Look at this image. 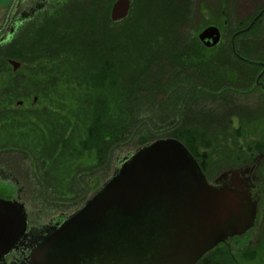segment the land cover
Returning <instances> with one entry per match:
<instances>
[{"label": "trees", "instance_id": "16d2710c", "mask_svg": "<svg viewBox=\"0 0 264 264\" xmlns=\"http://www.w3.org/2000/svg\"><path fill=\"white\" fill-rule=\"evenodd\" d=\"M241 1L132 0L113 22L115 0H69L40 18L0 57V156L23 162L58 209L83 206L116 156L158 139L182 142L209 180L253 166L264 153V13L236 34L264 3L240 20ZM199 2L210 12L203 26ZM209 26L223 33L214 48L198 38ZM6 58L21 71L2 68ZM35 98L32 110L6 109ZM255 172L264 183V162ZM235 258L264 264L255 253ZM214 259L235 264L224 246L199 264Z\"/></svg>", "mask_w": 264, "mask_h": 264}, {"label": "water", "instance_id": "95a60500", "mask_svg": "<svg viewBox=\"0 0 264 264\" xmlns=\"http://www.w3.org/2000/svg\"><path fill=\"white\" fill-rule=\"evenodd\" d=\"M131 5L132 0H115L111 20L127 18ZM263 13L236 35L248 31ZM198 38L214 48L223 33L209 26ZM10 63L14 72L21 68L17 61ZM256 162L226 171L212 184L182 142L152 141L119 157L111 178L62 224L37 238L26 260L28 264H199L220 245L256 226L258 201L251 186L257 180ZM27 229L25 205L0 198V259L11 253Z\"/></svg>", "mask_w": 264, "mask_h": 264}, {"label": "flooded vegetation", "instance_id": "af4514ba", "mask_svg": "<svg viewBox=\"0 0 264 264\" xmlns=\"http://www.w3.org/2000/svg\"><path fill=\"white\" fill-rule=\"evenodd\" d=\"M68 1L69 0H10L6 5L0 6V57L2 58L7 55L8 47L12 41L19 36L23 37L24 31L34 22L40 18L53 16L56 14L58 8ZM4 60L3 62L5 64H3L4 67L2 68H8L7 65H9L13 73L21 71L22 64L21 68L14 72L13 66L10 63L14 60L7 58ZM20 102L22 104L15 102L12 106L7 107L6 109L27 108V110H32L37 106L38 99L35 98L32 102ZM26 103L30 106H27ZM261 155H263V157L257 159V167L264 162V153ZM0 158V198L4 200H18L25 205V196L29 197L30 195L32 197L34 189L29 186V180L23 177L18 171L19 163L17 167L16 162L9 161L6 154H2ZM114 166H116L115 163L113 164V168L115 169ZM109 179L103 183L101 181V184L106 183ZM215 180H217V177L212 180L208 179L212 184H215ZM223 183H225L224 180L219 181L217 186H220ZM251 186L252 193L258 201L256 226L243 237L230 240L227 243L220 245L224 246L229 251L235 264H241L235 258V255L238 253H242L243 255L246 254V256L255 253L257 256L261 257L262 255V257H264V241L256 240L264 217V183L262 178L257 175V180L252 182ZM43 201L48 204L47 201ZM49 205L53 208H57L50 203ZM25 207L28 214L27 235L19 242L10 254L4 259H0V264H28L26 259L30 254V250L34 247L37 238L45 235V232L52 227L62 224L68 214V211L59 208L61 213L49 217L41 210L29 211L26 205ZM40 213H43V215L40 216ZM46 217H49V220L46 219Z\"/></svg>", "mask_w": 264, "mask_h": 264}, {"label": "rangeland", "instance_id": "374dc122", "mask_svg": "<svg viewBox=\"0 0 264 264\" xmlns=\"http://www.w3.org/2000/svg\"><path fill=\"white\" fill-rule=\"evenodd\" d=\"M9 1L10 0H0V6L6 5ZM213 3L214 2L212 0V4ZM263 3H264V0H246V1H241L234 8V16H236V18H238L240 20L241 19H245L247 16H250V15L254 14L258 10V8H260L263 5ZM198 7H201V8L199 10V15L197 16V22H198V24H200V26H203L204 25V19L206 20V18L210 17V12H208V11L204 10V8H202L201 2H199ZM212 11H214L213 14H215V15L217 14L218 9H216V6H215V9H213ZM203 30L204 29L199 31L198 36ZM18 102L20 103V101H18ZM26 104H27V106L29 105L28 103H26ZM25 109H27V108H23L21 110H25ZM126 153L127 152H123V153L119 154V156L115 157V162H114L115 165H116L117 159L119 157H121L122 155L126 154ZM258 157H259V155L255 159H257ZM0 160H1V158H0ZM8 160H9V158H8ZM18 163H19V167H21V168L23 167L22 169L21 168L18 169V171L20 172L21 175H23V177H25V178H27V180H29V182H30L29 186L34 189V193H33L32 197L30 195H29V197L25 196V205L27 206L29 211L41 210V211L44 212V214H47V216H49V217L54 216V215H56L58 213H61V211L59 209L51 207L49 204L45 203L42 198H39V189H37L36 185H34L32 183L31 178L29 177V174H28L29 172L26 170L27 166L25 167L23 162L17 161L16 162V164H17L16 166L17 167H18ZM112 168H113V166H112ZM113 170H114V168H113ZM111 176H112V174H109L108 176L101 175L102 178L99 180V182L95 181V182L91 183V186H90V189H89L90 193L86 197V199H88L100 186L103 185V184H101V181L103 183L107 179H109ZM81 207H82L81 205H79L77 207L76 206H68V207H66L67 209H64L65 211H68V214L66 216L72 215L74 212L79 210ZM42 215H43V213H40V216H42ZM49 217H46V219L49 220ZM225 262L226 261L223 260V259H214L212 261L205 262L203 264H225ZM242 264H248V263H244L243 262Z\"/></svg>", "mask_w": 264, "mask_h": 264}]
</instances>
